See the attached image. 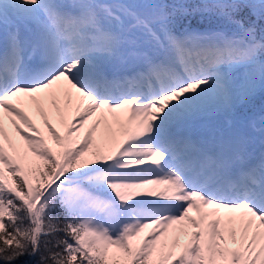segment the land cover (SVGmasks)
I'll use <instances>...</instances> for the list:
<instances>
[{
    "label": "snow or ice",
    "instance_id": "1",
    "mask_svg": "<svg viewBox=\"0 0 264 264\" xmlns=\"http://www.w3.org/2000/svg\"><path fill=\"white\" fill-rule=\"evenodd\" d=\"M258 93L264 0H0V264H264Z\"/></svg>",
    "mask_w": 264,
    "mask_h": 264
},
{
    "label": "trees",
    "instance_id": "2",
    "mask_svg": "<svg viewBox=\"0 0 264 264\" xmlns=\"http://www.w3.org/2000/svg\"><path fill=\"white\" fill-rule=\"evenodd\" d=\"M185 23H188V22H185ZM191 25H196V26H198V22H197V20L193 19V20L191 21Z\"/></svg>",
    "mask_w": 264,
    "mask_h": 264
},
{
    "label": "rangeland",
    "instance_id": "3",
    "mask_svg": "<svg viewBox=\"0 0 264 264\" xmlns=\"http://www.w3.org/2000/svg\"><path fill=\"white\" fill-rule=\"evenodd\" d=\"M259 94V93H258ZM263 101H264V99H263Z\"/></svg>",
    "mask_w": 264,
    "mask_h": 264
}]
</instances>
